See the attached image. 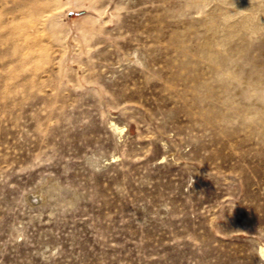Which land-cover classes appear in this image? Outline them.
I'll return each mask as SVG.
<instances>
[{"label":"rangeland","instance_id":"374dc122","mask_svg":"<svg viewBox=\"0 0 264 264\" xmlns=\"http://www.w3.org/2000/svg\"><path fill=\"white\" fill-rule=\"evenodd\" d=\"M237 3L0 0V264H264Z\"/></svg>","mask_w":264,"mask_h":264},{"label":"bare ground","instance_id":"6f19581e","mask_svg":"<svg viewBox=\"0 0 264 264\" xmlns=\"http://www.w3.org/2000/svg\"><path fill=\"white\" fill-rule=\"evenodd\" d=\"M223 1V0H222ZM228 2H229V0H227ZM200 5L202 4V3H199ZM198 4V7H199V9H201V7H200V5ZM213 5V4H212ZM222 5V4H221ZM209 6H211V4L209 5ZM215 6V5H214ZM234 6V5H233ZM212 7V6H211ZM232 7V6H231ZM230 7V8H231ZM247 7H249V8H252V10H248L247 9ZM225 9V8H224ZM228 9V8H227ZM227 9H225V16H229V17H234V16H236V17H238L237 18V22L235 23V25L238 23V26L237 27H242V28H244V29H248L249 31H247V32H249L248 33V35L247 36H245L246 37V39L247 40H244V38H243V41H242V44H240L241 46H238V45H235V47L236 46H238L239 47V49H242V48H244V44H246V42L248 41V40H250L251 39V37L253 36V35H255V36H257V35H260L261 33H262V31H263V28H264V0H249V2H243V0H238V3L233 7V8H231V9H229V10H227ZM205 10V9H204ZM219 11V10H218ZM217 11V12H218ZM224 12V11H223ZM208 14V13H207ZM216 14H218V16H219V13H216ZM206 15V14H205ZM221 15V14H220ZM208 16V15H207ZM207 16H205V17H207ZM209 16H210V14H209ZM208 16V17H209ZM211 16H213V15H211ZM217 15L215 16V17H218ZM204 19V18H203ZM209 19H211V18H209ZM207 21V20H206ZM211 21V20H210ZM217 21V20H216ZM215 21V22H216ZM223 22H225L224 20H223ZM228 22V21H227ZM215 24V23H214ZM216 26V25H215ZM235 27V26H234ZM224 28H226L225 26H224ZM227 29V28H226ZM229 30V29H228ZM233 30V29H232ZM231 30V31H232ZM223 31H225V30H223ZM231 31H229V32H231ZM234 31V30H233ZM229 32H228V34H227V36L229 35ZM246 32V31H245ZM225 36H226V34H225ZM253 39V38H252ZM241 40V39H240ZM251 41V40H250ZM240 43V42H239ZM234 45V44H233ZM232 47V46H231ZM234 47V46H233ZM237 49V48H236ZM235 49V50H236ZM231 50H233V49H231ZM234 50V51H235ZM215 53H216V50L214 51ZM217 54V53H216ZM238 50H237V53H233L232 55L230 54L228 57H229V59L230 60H232V63H233V59H235V57H236V60L234 61V62H236V61H238L239 60V57H238ZM204 57V56H203ZM202 57V58H203ZM227 57V56H226ZM227 59V58H226ZM229 61V60H228ZM229 62H231V61H229ZM228 62V63H229ZM227 63H225V65H226ZM218 66L219 64L217 63V62H215V64H214V66ZM225 67V66H224ZM227 67V66H226ZM235 67V66H234ZM230 68L229 70H227L226 71V68H225V73L223 72V74H225V76L226 77H228L229 78V80L232 82H234V81H236V82H240L242 79H244V78H242V76L243 75H237L236 73V75L232 72V70L234 71V69L235 68ZM216 68H218V67H216ZM215 70H217V69H215ZM223 70V69H222ZM224 76V75H223ZM212 80V79H211ZM222 80V79H221ZM229 80H226V81H229ZM213 81V80H212ZM220 81V80H219ZM216 82H218L217 80H216ZM224 82V81H223ZM226 83V82H225ZM224 83V84H225ZM230 82H229V86H230ZM249 89H250V91H255V90H257V91H262L263 90V87H264V79L262 78V76H261V74L260 73H258V75L254 78V80H252L251 82H249V83H246L245 84ZM225 86H228V85H225ZM228 88V87H227ZM222 89H223V87H222ZM223 91V90H222ZM231 92H233V91H230L229 92V94L231 93ZM226 96H227V94H226ZM229 102V101H228ZM263 104H264V100H263ZM254 110V109H253ZM252 111V110H251ZM251 116H249L248 118H250V119H253V118H255L256 120H255V123L257 122L258 123V120H260L261 119V117H263L264 116V106H263V108L262 109H259V110H256L255 112H251ZM247 120V119H246ZM245 120V121H246ZM248 121V120H247ZM250 122V121H249ZM259 126V125H258ZM257 126V127H258ZM113 127H114V125H113ZM117 127V126H116ZM119 128V127H118ZM118 128H116V129H118ZM120 130V129H119ZM257 130L259 131L260 130V127H258L257 128ZM115 132H117V131H115ZM118 133V132H117ZM39 197V195L38 194H36V196H32V198H38ZM29 202H31V203H33V204H35V203H37V201L35 200V199H31V198H29ZM259 253H260V255H263L264 254V250L263 249H260V251H259Z\"/></svg>","mask_w":264,"mask_h":264}]
</instances>
